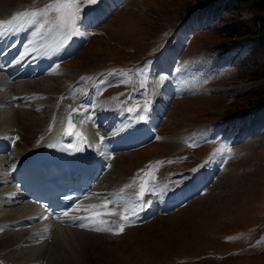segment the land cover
<instances>
[{
  "label": "rangeland",
  "instance_id": "rangeland-1",
  "mask_svg": "<svg viewBox=\"0 0 264 264\" xmlns=\"http://www.w3.org/2000/svg\"><path fill=\"white\" fill-rule=\"evenodd\" d=\"M100 1L0 0V24L36 13L39 37L59 27V37L75 33L80 38L79 23L67 34L58 32L71 29ZM230 1L124 0L99 31L90 30L82 51L56 75L16 87L17 93L32 98L15 109L22 115L14 155L34 146L50 118L55 123L60 109L71 104L60 98L73 88L67 86L69 79L82 84L110 70L101 78L105 87L97 99L100 113L149 115L165 83L172 81L184 90L170 105L152 145L116 156L97 184L93 195L98 200L141 193L149 171L156 172L154 182L162 192L206 161L220 165L219 178L186 207L123 231L112 225L95 230L83 264H264V102L255 111L247 108L251 92L264 84V79L251 80L253 69L264 67V52L247 36L230 38L237 18L226 7ZM252 16L243 12L241 19ZM172 54L173 76H163L159 69L165 64L159 61ZM59 100L67 103L60 105ZM254 112L261 115L263 126L242 140L230 119L237 113L254 117ZM94 198L93 203L98 201ZM0 236V257L9 259L15 245Z\"/></svg>",
  "mask_w": 264,
  "mask_h": 264
},
{
  "label": "bare ground",
  "instance_id": "bare-ground-1",
  "mask_svg": "<svg viewBox=\"0 0 264 264\" xmlns=\"http://www.w3.org/2000/svg\"><path fill=\"white\" fill-rule=\"evenodd\" d=\"M119 3L120 0H102L98 7L88 14L85 13L86 15L80 19V22H77V24L79 23L78 27L76 25V27L80 29V34L82 33L80 38H78L80 35L78 36L74 33L75 36H67V38L62 41L61 37L56 35L58 28L57 31L56 29H52L54 31L50 30L48 31L49 33L46 32L41 38V43L36 47L37 51L41 50L39 64L44 60H48L47 64H49L55 61L58 62L74 58L82 50L83 44L86 43V38L90 37V30H100L104 20L109 14H112V8L115 6L119 8ZM31 19H33L32 15L29 18L18 17L14 22L12 21L9 22L10 24L7 23L8 25L4 24L5 26H0V43L1 39L5 40V45H0V51L6 48V52L4 53L6 59L9 57L7 54L10 52V47H12L15 38L21 34L23 30H29ZM1 56H3V53ZM165 67L166 66L162 65L159 69L160 74H165V72L169 73L167 72L168 70H164ZM12 68H15V66L10 69ZM21 69L25 73L32 71L29 66ZM30 83L37 85L38 82ZM165 84L166 85L162 87L158 94V99L155 103L153 101L154 106L152 105L153 109L151 108L152 111H149V115H147L148 118L147 116H134V118L129 121L130 125L125 131L123 129H118L115 133L110 132V136L106 137L102 143L97 146L96 150L99 155L105 157L108 152L105 148L110 147L112 144H118L120 146H125L126 144L139 145L156 137L161 118L165 116L170 105L179 94L170 82ZM71 87L73 88H70L69 93L64 96L66 100H71V104L60 109L57 121L47 129L40 145L49 142L50 139L56 137L57 134L61 135L63 133L61 122L65 119L69 108L73 106H78L82 110L83 115L77 125L76 131L68 136L64 133L65 136L63 138L66 139V142L76 146L79 140L85 138L82 131H87L88 134L90 133L91 121H89V118L93 115L90 110L92 103L90 96L93 89L90 86L85 89L82 87V90H80L81 87L80 89H76V86ZM22 99V97L14 94L13 84L8 81L6 74L0 73V137L3 138L2 140L8 139L12 130L18 127L17 121L22 113L19 114L15 111V105ZM243 117L247 118L251 116L244 115ZM208 170L203 168L201 174L198 171V177L192 182L193 184L191 183L192 185L189 184L188 187H185L186 190L195 193H190L189 195L193 194L194 196L202 193L207 188V185L211 183V178L215 176L214 172L210 173L208 184L206 185L204 182L206 177H204L203 174ZM6 173H4L5 175H3L2 172L0 173V180L9 178V175H6ZM4 186L7 185H0V204L4 202L3 199L6 200V195L10 192L9 187L4 188ZM177 190L179 189L173 188L169 191V194L171 193L169 208L177 204L176 202L179 197ZM118 197L119 196L102 197V200L97 199L98 201L93 203L91 196L85 201L78 212L71 215L70 219L63 222L58 221L55 223V226L52 227H47L44 223L40 229H37V225H30L27 227L20 222L18 223V221L25 218L26 215L30 213L29 204L14 205L11 209L0 208V215H2L0 219V233L5 231L3 235L15 245L14 255L9 258L10 260L5 256H3V259L0 257V264H83L82 262L85 261L83 254L90 243V238L96 235L94 234L95 230H93V228H103L105 223L109 220L114 221V225L120 228V226H124L135 220L149 219L155 214V211H158V206L160 204L158 200L150 196V198L147 199V197L144 198V196L140 195L136 196L132 202L135 206L134 210L132 209L133 211L131 212H125V210L122 211L120 209L122 199ZM131 206L132 204H129L130 208ZM129 207H125V209ZM7 220L12 221L7 222Z\"/></svg>",
  "mask_w": 264,
  "mask_h": 264
},
{
  "label": "trees",
  "instance_id": "trees-1",
  "mask_svg": "<svg viewBox=\"0 0 264 264\" xmlns=\"http://www.w3.org/2000/svg\"><path fill=\"white\" fill-rule=\"evenodd\" d=\"M226 7L230 13L237 14L236 21H233L234 30L230 38L235 40L247 36L256 43L258 52H264V0H231ZM247 11L253 16L249 20H242L243 12ZM257 79H264V67L253 69L251 80ZM251 95L253 98L248 101L247 108L264 102V84L255 88Z\"/></svg>",
  "mask_w": 264,
  "mask_h": 264
},
{
  "label": "water",
  "instance_id": "water-1",
  "mask_svg": "<svg viewBox=\"0 0 264 264\" xmlns=\"http://www.w3.org/2000/svg\"><path fill=\"white\" fill-rule=\"evenodd\" d=\"M81 111L78 108H73V110L69 113L70 126L74 125L77 121L78 116Z\"/></svg>",
  "mask_w": 264,
  "mask_h": 264
}]
</instances>
